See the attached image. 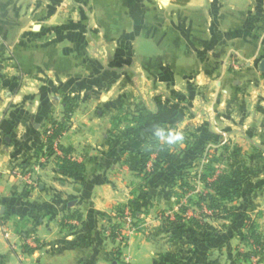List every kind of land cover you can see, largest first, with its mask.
I'll list each match as a JSON object with an SVG mask.
<instances>
[{"label": "rangeland", "instance_id": "rangeland-1", "mask_svg": "<svg viewBox=\"0 0 264 264\" xmlns=\"http://www.w3.org/2000/svg\"><path fill=\"white\" fill-rule=\"evenodd\" d=\"M135 3L131 8L130 0H97L85 9L75 0H0V83L11 88L0 101L8 106L25 98L27 106L30 94L60 100L40 105L37 143L9 176L20 188L38 189L47 164L58 167L64 156L79 160L82 148H97L102 164H118L110 175L130 188V198L105 218V230L116 241V264L125 258L131 264L129 248L146 214L163 223L159 238L169 262L206 264L203 252L214 256L220 242L209 250L201 239L223 235L224 264H264V39L229 40L220 64L208 53L205 64L198 53L190 59L188 42L173 40V7L149 0L142 10ZM143 17L150 22L130 21ZM226 27H237L238 35L249 28ZM252 28L264 33V25ZM75 124L85 136L78 151L72 141L62 142ZM156 128L183 132L182 143L168 145L173 162L154 171L149 159L134 177L123 174L129 151L149 149L153 158L157 144H165L155 137ZM236 147L241 152L234 155ZM232 168L249 174L248 183L233 201L212 202L203 177L211 181ZM27 176L34 187L26 185ZM2 224L9 241L10 228ZM252 231L260 244L249 236ZM17 235L19 245L11 241V249L26 253L36 247L32 236Z\"/></svg>", "mask_w": 264, "mask_h": 264}, {"label": "crops", "instance_id": "crops-1", "mask_svg": "<svg viewBox=\"0 0 264 264\" xmlns=\"http://www.w3.org/2000/svg\"><path fill=\"white\" fill-rule=\"evenodd\" d=\"M75 1L78 7L90 9L97 0ZM130 1L132 8L133 0ZM160 1L162 6L173 7L171 23L176 30L178 27V35L173 40L188 42L185 46L188 47L190 59L197 57V53L203 60L213 54L220 64L223 55L228 52L227 41L264 39L263 32L257 33L252 28L254 25H264V0ZM135 2L136 8L144 10L149 0ZM158 6L161 7L159 3ZM130 21L144 24V21L149 23L150 19L143 17L141 22ZM228 25H247L249 28L244 30V35H238V28L231 30L226 27ZM259 34L262 36L259 37ZM256 54L259 55V52ZM203 63L207 64V61ZM197 71L207 72L206 68ZM10 89L7 84L0 83V97L4 90ZM16 91L18 93L19 88ZM8 93V96L16 94L15 91ZM53 99L58 103L60 101L57 96L32 94L28 97L30 102L27 106L25 98L16 103L12 99L13 104L8 103V106L0 101V225L6 222L11 232L8 241L0 231V264H116L113 257L116 241L106 232L104 225L110 210L130 198V188L127 192L125 183L109 173L116 172L118 164L103 162V165L97 148L88 146L80 151L83 157L76 160L85 164L83 176L68 175L56 164H47L41 171L38 189L29 190L20 188L9 176V170L22 161L37 143L40 105L43 102L52 105ZM78 125H74L72 135L67 133L62 137L64 144L72 141L70 143L73 144L69 145L76 151L79 150L80 141L85 143L82 140L85 136H80L76 131ZM120 171L130 178L135 175L124 165ZM142 221L143 227L133 237L129 248L131 264H181L177 260L169 262L165 259L167 247L159 238L164 232L163 223L152 214H146ZM17 234L32 236L36 247H27L29 251L26 253H20L17 247L11 249L9 243L18 242ZM213 239H201V243L210 247L209 250H213L214 241L220 242V249L215 251L214 256L213 252H203L206 254V264H224L227 253L222 246L228 238L220 235Z\"/></svg>", "mask_w": 264, "mask_h": 264}, {"label": "trees", "instance_id": "trees-1", "mask_svg": "<svg viewBox=\"0 0 264 264\" xmlns=\"http://www.w3.org/2000/svg\"><path fill=\"white\" fill-rule=\"evenodd\" d=\"M176 1L184 2L186 0ZM151 115V112H147V119H149ZM55 134H59V130L56 131ZM240 150L241 149L239 147H236V153L234 152V155L240 153ZM151 151L152 150L149 149H145L141 153L129 151L126 158V164L128 165L129 170L140 173L145 169L148 160L151 159L152 169L156 171L158 169H164L165 166L173 162V160L175 159V154L171 152L169 146L166 144H157L154 150L155 156L153 158H150ZM67 152L68 150H64L65 154ZM57 165L62 172L72 176H83L86 171L85 164L70 159L67 156L60 158ZM203 178L206 188L210 189L214 193V196L210 194H206V196H208V198H210L212 202L228 203L233 201L241 192L245 184L248 183L249 174L245 173L242 170H238L237 168H232L230 170H223L217 173L211 181H208L205 177ZM216 206L219 207L221 205L216 204ZM193 224L198 228H202V226H200L197 222H193ZM111 236L114 237V233H112ZM249 236L251 238H254L256 243L260 244V239L255 234V232L252 231ZM244 238L245 237H243V239Z\"/></svg>", "mask_w": 264, "mask_h": 264}, {"label": "clouds", "instance_id": "clouds-1", "mask_svg": "<svg viewBox=\"0 0 264 264\" xmlns=\"http://www.w3.org/2000/svg\"><path fill=\"white\" fill-rule=\"evenodd\" d=\"M154 135L159 141H163L166 145H176L182 143L184 140L182 131L172 129L156 128Z\"/></svg>", "mask_w": 264, "mask_h": 264}, {"label": "built area", "instance_id": "built-area-1", "mask_svg": "<svg viewBox=\"0 0 264 264\" xmlns=\"http://www.w3.org/2000/svg\"><path fill=\"white\" fill-rule=\"evenodd\" d=\"M12 174H14L15 177H17V178H19V179H24V177H23L22 175H20V173L17 172L16 170L12 171ZM25 181H26V185H27L28 187L31 188V187H34V186H35V182H36L35 179H34V180L31 179L29 176H27V178L25 179ZM3 231H4V235L7 236V233H6V229H5V228H3ZM121 264H129L128 259L125 258V259L121 262Z\"/></svg>", "mask_w": 264, "mask_h": 264}, {"label": "water", "instance_id": "water-1", "mask_svg": "<svg viewBox=\"0 0 264 264\" xmlns=\"http://www.w3.org/2000/svg\"><path fill=\"white\" fill-rule=\"evenodd\" d=\"M261 69L264 70V60L261 62Z\"/></svg>", "mask_w": 264, "mask_h": 264}]
</instances>
